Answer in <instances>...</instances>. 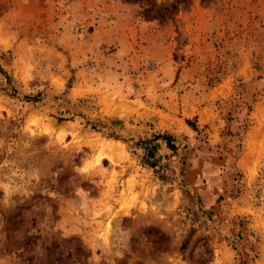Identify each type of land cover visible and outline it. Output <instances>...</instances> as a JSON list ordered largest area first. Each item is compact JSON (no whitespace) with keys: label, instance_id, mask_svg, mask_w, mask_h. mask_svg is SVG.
Listing matches in <instances>:
<instances>
[{"label":"rangeland","instance_id":"rangeland-1","mask_svg":"<svg viewBox=\"0 0 264 264\" xmlns=\"http://www.w3.org/2000/svg\"><path fill=\"white\" fill-rule=\"evenodd\" d=\"M0 264H264V0H0Z\"/></svg>","mask_w":264,"mask_h":264}]
</instances>
